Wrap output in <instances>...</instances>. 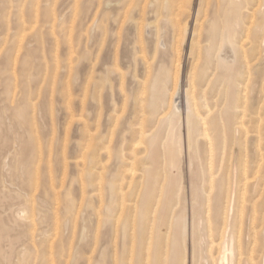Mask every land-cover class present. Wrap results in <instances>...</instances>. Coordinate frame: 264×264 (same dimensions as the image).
<instances>
[{
    "label": "rangeland",
    "instance_id": "rangeland-1",
    "mask_svg": "<svg viewBox=\"0 0 264 264\" xmlns=\"http://www.w3.org/2000/svg\"><path fill=\"white\" fill-rule=\"evenodd\" d=\"M255 2L0 0V264H141L150 258L148 264L161 261L163 264L165 260L164 264H214L217 260L215 264H227L226 261L228 264H264V253L260 250L262 245L264 248V163L261 167L256 165L250 140L235 130L234 134L231 122L228 123L230 116L239 110L238 102L242 98L249 95L251 103L256 97V78H260L256 69L258 67L259 74L263 70L253 46L260 19L258 13L254 20H248L247 16L249 6L256 7ZM250 21L256 22L252 26ZM247 27L251 29L248 31ZM242 59L252 63L243 60L245 65ZM253 64L256 69L251 71ZM250 77L253 79L249 83L244 82ZM193 84L196 92L191 91L189 96L191 86L195 88ZM246 84L248 88L244 87ZM199 93L203 99L206 95L205 100ZM201 115L207 121H199ZM189 117L190 126L197 125L193 130H199V136L197 130L193 131L192 140L187 137ZM205 123L215 130L212 134L216 132L215 136H220L206 141L207 144L201 135ZM170 138L172 141L175 138L176 142L172 143ZM152 140L157 141L156 149L152 150L163 154H156L155 161L149 156L155 153L149 150ZM139 141L141 149L137 146ZM248 161L253 164L248 166ZM152 168L157 170V175L151 174ZM132 169H136L137 180L128 177ZM148 174L153 176L152 180ZM159 177L160 181L155 182ZM136 181L141 182L142 190ZM238 186L240 193L236 191ZM147 206L153 210L149 211L150 217ZM243 213H247L246 217ZM221 215L224 219L226 216V220ZM230 219L233 223L228 224ZM216 227L220 232H216ZM211 230L215 231L213 235ZM221 231L226 232L221 234ZM221 237L223 242L219 244ZM147 240L150 250L145 245ZM215 240L220 241L216 244ZM154 252L159 254L156 256ZM207 253L214 256L210 254L209 258Z\"/></svg>",
    "mask_w": 264,
    "mask_h": 264
},
{
    "label": "bare ground",
    "instance_id": "bare-ground-1",
    "mask_svg": "<svg viewBox=\"0 0 264 264\" xmlns=\"http://www.w3.org/2000/svg\"><path fill=\"white\" fill-rule=\"evenodd\" d=\"M39 1H40V0H39ZM158 1H159V0H158ZM184 1H185V0H184ZM219 1H220V0H219ZM254 1H255V0H254ZM43 2H44V1H43ZM133 2H134V1H133ZM204 2H205V0H204ZM217 2H218V1H217ZM243 2H244V1H243ZM10 3H11V2H10ZM70 3H71V2H70ZM145 3H148V2H145ZM218 3H220V2H218ZM12 4H14V3H12ZM31 4H32V3H31ZM151 4H152V3H151ZM171 4H172V3H171ZM201 4H202V3H201ZM242 4H245V3H242ZM249 4H250V3H249ZM255 4H256V7L254 6L255 8H251V7L249 6L250 9L247 10V16H248V20H249V19H250V20H254L255 18H257L256 15H257V13H258V16H259L258 19H260V20H259V23H258L257 26H256V28H257V31H256V32L258 33V35H257L256 39L253 41V46H254V48H255V50H256L255 55L258 56V58H259V57L261 58V61H262V63H263V66H262V67H263V70L261 71V74H259L260 71L258 72V67H257V69H256V66H254V64H253L254 67H252V70H251V71H254V69H256V73H257V75L260 76V78H258V77L256 78L255 76L252 75L254 79H255V78L257 79V80H256V81H257V82H256L257 84H256V86L254 85V86H255V88H254L255 90H254V91L256 92V97H255V98H252L253 100H252L251 103H249V99L251 100V98H248L249 95H248V97L246 96L245 98H242L243 100H241V101H239V100L237 99V100L239 101V102H238V108H239V110H237L236 113L233 114L234 116H233V115H231V116L229 115V116H230V119H229V122H228V123L231 122V126H232L231 129L233 128V129H232V132L235 130V132L240 133L242 136H244L245 138H248V139L250 140L249 142H251V144H252V149H250V148H249V149L252 151L251 153H254V154H255L254 157H255V159H256V162H255V159H254V162L256 163L257 166H260V167H261L262 164L264 163V0H256ZM37 5H38V2H37ZM160 5H161V4H160ZM203 5H204V4H203ZM203 5H202V6H203ZM215 5H216V4H215ZM245 5H246V4H245ZM245 5H244V6H245ZM250 5H251V4H250ZM34 6H35V5H34ZM34 6H33V7H34ZM109 6H110V5H109ZM170 6H171V5H170ZM174 6H175V5H174ZM206 6H207V5H206ZM225 6H227V5H225ZM251 6H253V5H251ZM18 7H19V6H18ZM31 7H32V6H31ZM175 7L177 8V6H175ZM216 7H218V6H216ZM12 8H13V7H12ZM172 8H174V7H172ZM32 9H33V8H32ZM38 9H39V8H38ZM179 9H182V8L179 7ZM179 9H178V10H179ZM186 9H187V8H186ZM202 9H203V7H202ZM219 9H220V8H219ZM219 9H218V10H219ZM242 9H243V8H242ZM34 10H35V9H34ZM68 10H69V9H68ZM225 10H226V9H225ZM23 11H24V10H23ZM176 12H177V10H176ZM202 12H203V11H202ZM179 13H181V12H179ZM183 14H184V12H183ZM183 14H182V15H183ZM219 14H220V13H219ZM34 16H35V15H34ZM52 16H53V14H52ZM206 16H207V14H206ZM231 16H232V15H231ZM25 17H26V16H25ZM178 17H179V16H178ZM214 17H215V16L213 15V17H211V19H213ZM232 17H233V16H232ZM53 18H54V17H53ZM56 19H57V17H56ZM56 19H55V21H56ZM179 19H180V18H179ZM218 19H219V18H218ZM242 19H243V18H242ZM21 20H22V19H21ZM34 20H35V19H34ZM61 20H62V19H61ZM27 21H28V20H27ZM167 21H168V20H167ZM217 21H218V20H217ZM232 21H234V19H232ZM20 22H21V21H20ZM30 22H31V21H30ZM32 22H34V21H32ZM42 22H43V21H42ZM245 22H246V21H243V24H244ZM250 22H251L250 24H252V26H253V24H254L256 21H255V22H254V21H250ZM25 23H26V22H25ZM37 23H38V21L36 22V24H37ZM171 23H172V22H171ZM210 23H211V22H210ZM222 23H223V22H221V24H222ZM247 23H248V22H247ZM26 24H28V22H27ZM54 24H55V23H54ZM71 24H72V23H71ZM179 24H180V23H179ZM221 24H219V25H221ZM240 24H241V23H240ZM248 24H249V23H248ZM248 24H247V25H248ZM30 25H31V23H30ZM161 25H162V24H161ZM244 25H245V24H244ZM28 26H29V24H28ZM28 26H27V27H28ZM32 26H33V25H32ZM32 26H31V27H32ZM35 26H36V25H35ZM182 26H183V25H182ZM221 26H222V25H221ZM224 26H225V25H224ZM230 26H232V24H230ZM241 26H242V25H241ZM245 26H246V25H245ZM250 26H251V25H250ZM27 27H26V28H27ZM201 27H202V26H201ZM201 27H198L199 30L202 29ZM7 28H8V27H7ZM7 28H6V29H7ZM21 28H22V27H21ZM21 28H19V29L21 30ZM29 28H30V26H29ZM29 28H28V30L31 31ZM49 28H51V27H49ZM200 28H201V29H200ZM231 28H232V27H231ZM234 28H236V26H235V27L233 26V29H234ZM244 28H246V27H243L242 29H244ZM36 29H37V28H36ZM40 29H41V28H40ZM52 29H55V28H52ZM72 29H73V28H72ZM89 29H90V28H89ZM182 29H183V28H182ZM182 29H181V30H182ZM212 29H213V27H212ZM236 29H237V28H236ZM242 29H241V30H242ZM247 29H248V27H247ZM250 29H251V28L249 27L248 31H249ZM32 30H34V28H33ZM70 30H71V29H70ZM196 30H197V28H196ZM205 30H206V29H205ZM221 30H222V29H221ZM18 31H19V30H18ZM18 31H17V32H18ZM25 31H26V29H25ZM38 31H40V30H38ZM53 31H54V30H53ZM7 32H8V31H7ZM12 32H13V31H12ZM12 32H11V33H12ZM17 32H15L14 34L16 35ZM48 32H49V31H48ZM223 32H224V30H223ZM223 32H222V35H224ZM253 32H254V30H253ZM18 33H19V32H18ZM18 33H17V35H18ZM20 33H21V32H20ZM20 33H19V34H20ZM23 33H24V32H23ZM23 33H22V34H23ZM37 33H39V32H37ZM37 33H36V35H37ZM51 33H53V32H51ZM247 33H248V32H247ZM249 33H251V32H249ZM24 34H25V33H24ZM24 34H23L22 36H24ZM65 34H66V33H65ZM236 34H238V33H236ZM8 35H9V32H8ZM15 35L13 36L14 38H15ZM36 35H35V36H36ZM232 35H234V34H232ZM242 35H243V34H242ZM9 36H10V35H9ZM37 36H38V35H37ZM41 36H42V35H41ZM219 36H220V35H219ZM234 36H236V35H234ZM13 37H12V40H13ZM38 37H39V36H38ZM245 37H246V36H245ZM70 38H71V37H70ZM78 38H79V37H78ZM196 38H197V37H196ZM227 38H228V36H227ZM227 38H226V39L222 38V39L227 40ZM247 38H248V36H247ZM249 38H250V37H249ZM15 39H16V38H15ZM23 39H24V37H23ZM23 39H22V42H23ZM25 39H26V38H25ZM31 39H32V38H31ZM193 39H195V38L193 37ZM193 39H192V40H193ZM200 39H201V38H200ZM235 39H236V38H235ZM241 39H244V38L242 37ZM241 39H240V40H241ZM252 39H253V38H252ZM18 40H19V37H18ZM244 40H245V39H244ZM244 40H243V41H244ZM4 41H5V40H4ZM7 41H8V40H7ZM7 41H6V42H7ZM16 41H17V40H15V42H16ZM216 41H217V39H216ZM18 42H19V41H18ZM18 42H17V44H18ZM22 42H21V43H22ZM197 42H198V40L196 41V43H197ZM225 42H226V41H225ZM248 42H249V41H248ZM250 42H251V40H250ZM250 42L248 43V45H250ZM196 43H195V44H196ZM199 43H200V42H199ZM201 43H202V42H201ZM234 43H235V41H234ZM239 43H241V42H239ZM251 43H252V42H251ZM17 44H16V45H17ZM19 44H20V43H19ZM29 44H31V43H29ZM197 44H198V43H197ZM241 44H242V43H241ZM241 44H240V45H241ZM190 45L192 46V44H190ZM199 45H200V44H199ZM240 45H239V46H240ZM242 45H243V44H242ZM18 46H19V45H18ZM246 46H247V44H246ZM15 47H16V46H15ZM15 47H14V48H15ZM21 47H22V46H21ZM199 47H200V46H199ZM222 47H223V46H222ZM240 47H241V46H240ZM242 47H243V46H242ZM247 47H248V46H247ZM52 48H53V47H52ZM69 48H70V47H69ZM201 48H202V45H201ZM238 48H239V47H238ZM244 48H245V47H244ZM244 48H243V49H244ZM194 49H195V48H194ZM239 49H240V48H239ZM243 49H241L240 51H242ZM246 49H247V48H246ZM18 50H19V49H18ZM50 50H51V49H50ZM190 50H191V49H190ZM192 50H193V48H192ZM195 50H197V45H196V49H195ZM236 50H237V49H236ZM255 50H253V52H254ZM14 51H15V50H14ZM16 51H17V50H16ZM28 51H29V50H28ZM198 51H200V48H199ZM217 52H218V50H217ZM243 52H244V51H243ZM27 53H28V52H27ZM51 53H52V52H51ZM196 53H197V52H196ZM201 53H202V52H201ZM201 53H200V54H201ZM221 53H222V52H221ZM240 53H241V52H240ZM245 53H246V52H244L243 54H245ZM37 54H38V53H37ZM29 55H30V54H29ZM240 55H241V54H240ZM245 55H246V54H245ZM247 55H248V53H247ZM16 56H17V55H16ZM250 56H251V54H250ZM253 56H254V53H253ZM256 56H255V57H256ZM245 57H247V56H245ZM245 57L243 56V58H245ZM255 57H253V58H255ZM62 58H63V57H62ZM225 58H226V57H225ZM225 58H224V59H225ZM232 58H233V57H232ZM239 58H241V56H240ZM256 58H257V57H256ZM221 59H222V58H221ZM250 59H251V61H252V58H250ZM243 60H244V62H248V61H245V59H242V63H244ZM247 60H249L248 57H247ZM255 60H257V59H255ZM255 60H254V61H255ZM258 60H259V59H258ZM52 61H53V59H52ZM240 61H241V60H240ZM198 62H199V61H198ZM227 62H228V60H227ZM255 62H256V61H255ZM66 63H67V62H66ZM234 63H235V60H234ZM248 63H250V62H248ZM251 63H252V62H251ZM251 63H250V64H251ZM260 63H261V62H260ZM202 64H203V62H202ZM244 64H245V63H244ZM195 65H196V64H195ZM242 65H243V64H242ZM245 65H246V64H245ZM245 65H244V68H246ZM248 65H249V64H248ZM257 65H258V64H257ZM261 65H262V64H261ZM193 66H194V65H193ZM259 67H260V66H259ZM262 67H261V68H262ZM249 68H251L250 65H249ZM249 68H248V69H249ZM248 69H247V70H248ZM14 70H15V69H14ZM191 70H192V69H191ZM242 70H243V69H242ZM259 70H260V68H259ZM192 71H193V70H192ZM50 72H51V71H50ZM243 72H244V70H243ZM249 72H250V70H249ZM237 73H238V72H237ZM256 73H255V74H256ZM206 74H207V73H206ZM250 74H251V72H250ZM201 75L203 76V74H201ZM246 75H248V73H247ZM257 75H256V76H257ZM229 76H230V75H229ZM252 76H251V77H252ZM197 77H198V76H197ZM247 77H248V76H247ZM251 77H250V78H247V79H245V80H244L243 78H242V79L244 80V82H248V83H249V81H250L251 79H253V78H251ZM207 78H208V77H207ZM176 79H178V78H176ZM189 79H190V78H189ZM228 79H229V78H227V80H228ZM238 79H240V78H237L236 80H238ZM242 79H241V81L243 82ZM197 80L199 81L200 79L197 78ZM197 80H196V81H197ZM230 80H231V79H230ZM202 81H203V80H202ZM232 81H233V79H232ZM252 81H253V80H252ZM226 82H227V81H226ZM228 83H229V82H228ZM232 83H233V82H232ZM235 83H236V82H235ZM252 83H253V82H252ZM252 83L250 82L251 85H252ZM189 84H190V83H189ZM191 84H192V83H191ZM194 84H195V83H194ZM194 84H193V86H194ZM239 84H240V81H239ZM239 84H238V82H237L236 85H239ZM242 84H243V83H242ZM244 84H245V83H244ZM244 84H243V85H244ZM254 84H255V83H254ZM195 85H196V84H195ZM201 85H202V84H201ZM230 85H231V84H230ZM233 85H235V84H233ZM236 85H235V86H236ZM190 86H191V85H190ZM227 86H228V85H227ZM247 86H248V85L246 84L244 87H247ZM254 86H253V87H254ZM194 87H195V86H194ZM197 87H198V86H197ZM230 87H231V86H229V88H230ZM242 87H243V86H242ZM248 87H249V86H248ZM248 87H247V88H248ZM250 87L252 88V86H250ZM187 88H188V87H187ZM236 88H237V87H235V89H236ZM191 89H192V90H191ZM197 89H198V88H197ZM193 90L196 92V87L193 89V87L191 86V88H190V92H189V96H190V94H191V91H193ZM204 90H205V89H204ZM242 90H243V88H242ZM197 91H198V90H197ZM239 91H241V90H239ZM239 91H238V92H239ZM244 91L246 92V90H244ZM247 91H248V90H247ZM250 91H251V89H250ZM195 92H194V93H195ZM198 92H200V91H198ZM203 92H204V91H203ZM203 92H202V93H203ZM238 92H237V95H238ZM245 92H244V93H245ZM255 92H254V93H255ZM194 93H193V94H194ZM200 93H201V92H200ZM200 93H199V95H200L199 97L201 98L202 95H201ZM242 93H243V92H242ZM249 93H251V92H249ZM186 94H187V93H186ZM197 94H198V93H197ZM203 94H204V93H203ZM232 94H233V93H232ZM239 94H240V93H239ZM245 94H247V92H246ZM195 95H196V93H195ZM254 96H255V95H254ZM71 97H73V96H71ZM186 97H187V96H186ZM191 97H192V96H191ZM191 97H190V100H191ZM193 97H194V95H193ZM196 97H197V96H196ZM199 97H198V98H199ZM203 97H204V96H203ZM171 98H172V96H171ZM187 98H188V97H187ZM187 98H186V99H187ZM198 98H197V99H198ZM205 98H206V95H205L204 99H203V98H201V99H202V100H205ZM214 98H215V97H214ZM237 98H238V97H237ZM239 98H240V97H239ZM193 99H194V98H193ZM195 99H196V98H195ZM201 99H199V100H200L201 105H202V101H201ZM171 100H172V99H171ZM199 100H196V101L198 102ZM206 100H207V99H206ZM231 100H232V102H233L234 99L231 98ZM168 101H170V100H168ZM193 101H194V100H192V102H193ZM234 101H235V100H234ZM190 102H191V101H190ZM207 102H208V101H207ZM230 102H231V101H230ZM236 102H237V101H236ZM187 103H188V101H187ZM193 103H194V102H193ZM193 103H192V104H193ZM203 103H204V101H203ZM171 104H173V103H171ZM198 104H199V103H197V105H198ZM204 104L206 105V103H204ZM208 104H210V103H208ZM195 105H196V104H195ZM195 105L193 104V106H195ZM205 105H203V106H204L203 108L206 109V106H208V105H206V106H205ZM221 105H222V104H221ZM234 105H235V104H233V106H234ZM169 106H170V109H171L172 106H171L170 104H169ZM210 106H211V105H210ZM231 106H232V105H231ZM188 107H190V104L188 105ZM212 107H215V106H212ZM193 108L195 109V107H193ZM189 109H190V108H189ZM200 109H201V108H200ZM229 109H230V108H229ZM168 110H169V109H168ZM196 110H198V109H196ZM211 110H212V109H211ZM211 110H210V111H211ZM174 111H175V110H174ZM174 111H173V112H174ZM202 111H203V109H202ZM213 111H214V110H213ZM144 112H145V111H144ZM173 112H172V113H173ZM189 112H191V111L189 110ZM195 112H196V111H194V113H195ZM197 112H198V111H197ZM174 113H175V112H174ZM203 113H204V112H203ZM203 113H202V114H203ZM190 114H191V113H189V115H190ZM195 114H196V113H195ZM195 114L193 115L194 118H195V116H196ZM204 114H205V113H204ZM171 115L174 116L173 114H171ZM187 115H188V114H187ZM191 115H192V114H191ZM198 115H199V114H198ZM198 115H197V117H198ZM201 116H202V115H201ZM204 116H205V115H204ZM211 116H213L212 113H211ZM229 116H228V117H229ZM145 117H146V115H145ZM145 117H144V118H145ZM148 117H149V116H148ZM148 117H147V118H148ZM186 117L188 118V116H186ZM202 117H203V116H202ZM202 117H199V118H201V119L199 120V118H198V120H199V121H201V120H202V121H207V120H205V119H206L205 117H203V118H202ZM206 117H207V116H206ZM209 117H210V116H209ZM204 118H205V119H204ZM210 118H211V117H210ZM210 118H208L209 121H210ZM213 118H216V117H213ZM222 118H223V117H222ZM195 119H196V118H195ZM227 119H228V118H227ZM165 120H166V118H165ZM175 120H177V118H176ZM178 120H179V119H178ZM186 120L188 121V119H186ZM216 120L219 122L218 119H216ZM216 120H215V121H216ZM148 121H149V120H148ZM150 121H151V120H150ZM150 121H149V122H150ZM192 121H193V120H192ZM196 121H197V119H196ZM209 121H208V122H209ZM226 122H227V121H226ZM194 123H195V122H194ZM198 123H199V122H198ZM216 123H217V122H215V124H216ZM187 124H188V122H187ZM190 124H191V117H189V128H187V129H188L189 136H187V137H189V140H192V138H193V134L195 133V132L193 133V131L197 130L198 128L195 129V130H193L197 125H195V127H194V124H193V126H192L193 128H192V127L190 126ZM195 124H196V123H195ZM199 124H200V123H199ZM199 124H198V126H199ZM203 124H204V123H203ZM217 124H218V123H217ZM219 124H220V123H219ZM143 125H144V123H143ZM206 125H208V123H205V127H204L205 129H204V131H201V132H203L201 135H202L203 140L205 141V144L208 143V142L206 143V141L214 140V139H216V138L219 136V135H218V136H215L216 132L212 134L211 131L214 132L215 130L213 129V127H212V128H208V126H206ZM212 125H214V124H212ZM147 126H148V125H147ZM149 126H150V125H149ZM149 126H148V127H149ZM209 126H210V124H209ZM219 126H220V125H219ZM228 126H229V125H228ZM144 127H145V126H144ZM144 127L142 126V128H144ZM210 127H211V126H210ZM216 127H218V126L216 125ZM142 128H141V129H142ZM132 129H133V128H132ZM139 130H140V129H137L136 131H139ZM142 130H143V129H142ZM144 130L146 131L145 128H144ZM149 130H151V129H149ZM177 130H178V129H177ZM198 131H199V130L196 131L197 135H198ZM230 131H231V130H230ZM139 132H140V131H139ZM139 132H138V133H139ZM142 132H144V131H142ZM149 132H150V131H149ZM135 133H137V132H135ZM138 133H137V134H138ZM145 133H146V132H145ZM150 133H151V132H150ZM233 133H234V132H233ZM137 134H136V135H137ZM176 134H177V133H176ZM227 134H228V133H227ZM234 134H235V133H234ZM138 135H139V134H138ZM138 135H137V136H138ZM145 135H146V134H145ZM216 135H217V134H216ZM101 136H102V135H101ZM134 136H135V135H134ZM176 136H177V135H176ZM198 136H199V135H198ZM231 136H232V134H231ZM231 136H230V137H231ZM235 136L237 137V135H235ZM239 136H240V135H239ZM142 137H143V136L140 137V139H141L140 141H141V142H142V139H143ZM153 137L155 138V135H154ZM172 137H174V136L172 135ZM219 137H220V136H219ZM95 138H96V137H95ZM240 138H241V137H240ZM240 138H239V139H240ZM132 139H133V138H132ZM144 139H146V137H144ZM193 139H194V138H193ZM196 139H197V136H196ZM248 139H247V140H248ZM156 140H158V139H156ZM170 140L172 141L171 138H170ZM199 140H200V139H199ZM231 140H232V139H231ZM140 141H139V143H138V145H137L139 149H141V148L139 147L140 144H141ZM152 141H153V140H152ZM174 141L176 142V139H175V138H174V140L172 141V143H173ZM193 141H194V140H193ZM149 142H151V141H149ZM154 142H155V141H153V143H154ZM156 142H157V141H156ZM156 142L154 143V146H152L153 143H151V147H150V149H149L150 151H151L152 149H156V147H157V146L155 145ZM201 142H202V141H201ZM201 142H200V143H201ZM233 142H235V141H233ZM244 142H245V140H244ZM159 143H160V141H159ZM187 143H188V142H187ZM191 143H192V142H191ZM241 143H242V142H241ZM143 144H144V143H143ZM143 144H142V145H143ZM145 144H146V142H145ZM198 144H199V143H198ZM89 145H90V144H89ZM91 145H92V144H91ZM159 145H160V144H159ZM159 145H158V147L160 148ZM172 145H173V144H172ZM192 145H193V143H192ZM217 145H218V144H217ZM149 146H150V143H149ZM174 146H175V145H174ZM187 146H188V145H187ZM189 146L191 147V145H189ZM248 146H249V143H248ZM146 147H147V145H146ZM152 147H154V148H152ZM167 147H168V146H167ZM211 147H212V146H211ZM243 147H244V146H243ZM169 148H170V147H169ZM193 148H195V147H193ZM241 148H242V147H241ZM246 148H247V147H246ZM132 149H133V148H132ZM142 149H143V148H142ZM187 149L189 150V148H187ZM127 150H128V149H127ZM146 150H148V149H146ZM157 150H158V149H157ZM160 150H161V149H159V151H160ZM173 150H174V148H173ZM206 150H207V149H206ZM218 150H219V149H218ZM222 150H223V149H222ZM240 150H241V149H240ZM243 150H245V149L243 148ZM135 151H136V150H135ZM137 151H138V150H137ZM140 151H142V150H140ZM150 151H149V153H151L152 151H155V150H152L151 152H150ZM167 151H168V148H167ZM169 151H171V150H169ZM190 151H191V150H190ZM212 151H213V150H212ZM110 152H111V151H110ZM138 152H139V151H138ZM177 152H178V150H177V148H176V153H177ZM225 152H226V150H225ZM249 152H250V151H249ZM93 153H94V152H93ZM146 153H148V152H146ZM149 153H148V154H149ZM158 153H159V152H158ZM158 153L155 151V153L152 152V154H154V155L151 154V155H149V156H150V157L152 156L151 158L153 159V157L156 156V154H158ZM167 153H168V152H167ZM171 153H172V152H171ZM171 153L169 152V154H171ZM191 153H192V152H191ZM138 154H139V153H138ZM160 154H161V153H160ZM243 154H244V153H243ZM142 155H145V151H143ZM142 155H141V156H142ZM158 155H159V154H158ZM172 155H173V153H172ZM176 155H177V154H175V156H176ZM248 155H249V157H250V154H248ZM53 156H54V155H53ZM89 156H90V155H89ZM131 156H132V155H131ZM137 156H138V155H137ZM139 156H140V154H139ZM149 156H148V157H149ZM159 156H163V154H161V155H159ZM159 156H157V157H159ZM168 156H170V155H168ZM175 156H174V158H177V157H175ZM189 156H190V155H189ZM213 156H214V155H213ZM213 156H212V157H213ZM224 156H226V155H224ZM150 157H149V159H150ZM166 157H167V156H166V154H165L164 158L166 159ZM131 158H133V157H130L129 159H131ZM135 158H136V157H135ZM135 158H133V159H135ZM160 158H162V157H160ZM190 158H191V156H190ZM221 158H222V157H221ZM223 158H224V157H223ZM239 158H240V156H239ZM147 159H148V158H147ZM177 159H178V158H177ZM40 160H41V159H40ZM137 160H138V159H137ZM137 160H135V161H137ZM160 160L162 161L163 159H160ZM226 160H227V159H226ZM244 160H245V159H244ZM246 160H247V159H246ZM252 160H253V157H252ZM92 161H93V160H92ZM150 161H151V159H150ZM154 161H155V157H154ZM158 161H159V160H157V163H159ZM175 161H176V160H174V162H175ZM193 161H194V158H193ZM252 162H253V161H252ZM70 163H71V162H70ZM102 163H103V162H102ZM136 163H137V162H136ZM136 163H134V164H136ZM141 163H142V161H141ZM153 163H154V165H155V162H153ZM157 163H156V164H157ZM163 163H164V162H163ZM165 163H166V162H165ZM170 163H171V162H170ZM227 163H228V161H227ZM247 163H248V166H249L250 162L248 161ZM247 163H246V164H247ZM255 163H254V164H255ZM131 164H132V163H130V165H131ZM137 164H138V163H137ZM137 164H136V165H137ZM149 164H150V163H149ZM161 164H162V163H161ZM240 164H241V162H240ZM252 164H253V163H252ZM252 164H250V165H252ZM125 165H126V164H125ZM144 165H145V164H144ZM165 165H166V164H165ZM167 165H169V162L167 163ZM131 166H132V165H131ZM134 166H135V165H134ZM145 166H146V165H145ZM145 166H144L143 170L145 169ZM152 166H153V165H152ZM155 166H156V165H155ZM228 166H229V165H228ZM244 166H245V165H244ZM248 166L246 165V167H248ZM161 167H162V166H161ZM240 167H242V166H240ZM250 167H251V166H250ZM254 167H255V166H254ZM254 167H252V169H251V168H250V169L253 170ZM260 167H259V168H260ZM262 167H264V166H262ZM38 168H39V167H38ZM130 168H131V167H130ZM133 168H134V167H133ZM136 168L138 169L139 167H136ZM172 168H173V166H172ZM106 169H107V167H106ZM127 169H128V167H127ZM159 169H160V168H159ZM246 169H247V168H246ZM250 169H249L248 171H250ZM98 170H99V168H98ZM161 170H162V168H161ZM161 170H160V172H162ZM169 170H170V169H169ZM256 170H257V169H256ZM126 171H127V170H126ZM128 171H129V170H128ZM128 171H127V173H128ZM146 171H147V170H146ZM149 171H150V170H149ZM152 171H153V172L151 173L152 175H153V173H154L155 171L157 172V170H154V168H152ZM240 171H242V170L240 169ZM246 171H247V170H246ZM140 172H142V171L140 170ZM143 172H144V171H143ZM156 172H155V173H156ZM171 172H172V171H171ZM243 172H244V168H243ZM251 172H252V171H251ZM258 172H259V170H258ZM149 173H150V172H149ZM248 173H250V172H248ZM256 173H257V171H256ZM256 173H255V174H256ZM261 173H262V172H261ZM125 174H126V173H125ZM125 174H124V175H125ZM128 174H129L128 177L130 176V178L132 177V178L136 179V178H135V177H136V169H132V170L130 171V173H128ZM137 174H138V173H137ZM160 174H162V173H160ZM262 174H263V173H262ZM138 175H139V174H138ZM156 175H157V173H156ZM248 175H249V174H248ZM248 175H247V176H248ZM140 176H142V173H141ZM145 176H146V175H145ZM244 176H245V174H244ZM148 177H150L149 174H148ZM239 177H241V179H242V176H241V175H239ZM249 177H250V176H249ZM262 177H264V176H262ZM123 178H125V177H123ZM139 178H140V177H139ZM139 178H138V179H139ZM142 178H143V176H142ZM146 178H147V177H146ZM170 178H171V177H170ZM210 178H211V177H210ZM210 178H209V179H210ZM251 178H253V177H251ZM134 179H133V180H134ZM147 179H148V178H147ZM152 179H153V176H152V178L150 177V180H152ZM157 179H158V177H157ZM157 179L155 180V182H156V181H158V182L160 181V177H159V180H157ZM243 179H244V178H243ZM249 179H250V178H249ZM249 179H247V180H249ZM256 179H257V178H256ZM258 179H260V178H258ZM258 179H257V180H258ZM124 180H125V179H124ZM136 180H137V179H136ZM140 180H141V179H140ZM150 180H149V181H150ZM244 180H246V179H244ZM131 181H132V180H131ZM143 181H144V180H143ZM146 181H147V180H146ZM239 181H241V180H239ZM242 181H243V180H242ZM137 182H139V181H136V183H137ZM147 182H148V181H147ZM158 182H157V184H158ZM226 182H227V181H226ZM243 182H244V181H243ZM243 182H242V183H243ZM255 182H256V181H255ZM49 183H50V182H49ZM143 183H144V182H143ZM150 183H153V182L151 181ZM210 183H211V182H210ZM237 183H238V181H237ZM239 183H240V182H239ZM239 183H238V185H239ZM247 183H248V182H247ZM262 183H263V182H262ZM114 184H115V183H114ZM254 184H255V183H254ZM258 184H259V183H258ZM258 184L256 183L255 186H258ZM260 184H261V183H260ZM263 184H264V183H263ZM136 185L139 186V188H141V187H140L141 182H139V185H138V184H136ZM136 185H135V187H136ZM151 185H152V184H151ZM151 185H150V186H151ZM172 185H173V184H172ZM244 185H246V183H244ZM244 185L241 184L240 186H244ZM247 185H248V184H247ZM250 185H251V187H252V183H250ZM250 185H249V186H250ZM150 186H148V187H150ZM158 186H159V184H158ZM240 186H238V188H237V190H236L237 192L239 191V193H240V191H241V190H240L241 188L239 189ZM262 186H264V185H262ZM53 187H55V186H53ZM142 187H143V185H142ZM151 187H152V186H151ZM171 187H172V186H171ZM245 187H246V186H245ZM247 187H248V186H247ZM247 187H246V188H247ZM58 188H59V187H58ZM137 188H138V187H137ZM139 188H138V189H139ZM158 188H159V187H158ZM168 188H169V187H168ZM154 189H155V193H153V195H155V194L157 195V193H156V188L153 187V190H154ZM242 189H243V188H242ZM249 189H250V187H249ZM141 190H142V188H141ZM170 190H171V188H170ZM232 190H233V189H232ZM245 190H246V189H245ZM250 190H251V189H250ZM259 190H260V189H259ZM54 191H55V190H54ZM138 191H139V190H137V192H138ZM144 191H145V190H144ZM144 191H143V192H144ZM146 191H147V190H146ZM148 191H149V190H148ZM150 191H151V189H150ZM157 191H158V190H157ZM168 191H169V189H168ZM173 191H174V189H173ZM52 192H53V191H52ZM226 192H227V190H226ZM243 192H244V190H243ZM250 192H251V191H250ZM259 192H260V191H258V193H259ZM135 193H136V191H135ZM140 193H141V191H140ZM149 193H152V192H149ZM167 193H168V192H167ZM232 193H233V192H232ZM239 193H237L238 196H239ZM248 193H249V192H248ZM248 193H247V194H248ZM253 193H254V192H253ZM260 193H262V192H260ZM136 194H137V193H136ZM250 194H251V193H250ZM256 194H257V192H256ZM263 194H264V190H263ZM263 194H262V195H263ZM138 195H139V194H138ZM148 195H150V194H148ZM148 195H147L146 197H148V199H149V197H150L151 195H150V196H148ZM156 195H155V196H156ZM244 195H245V194H243V196H244ZM135 196H136V195H135ZM141 196H142V195H141ZM141 196H140L139 198H141ZM158 196H159V195H158ZM171 196L174 197L173 194H171ZM243 196H242V198H243ZM251 196H252V195H251ZM251 196H250V197H251ZM256 196H257V195H256ZM256 196L254 195V197H256ZM259 196H260V194L258 195V198H259ZM14 197H15V196H14ZM144 197H145V196H144ZM172 197H171V198H172ZM224 197H225V196H224ZM245 197H246V196H245ZM245 197H244V198H245ZM252 197H253V196H252ZM252 197H251V198H252ZM136 198H137V197H135V199H136ZM150 198H151V197H150ZM155 198H157V197H155ZM239 198H240V196H239ZM256 198H257V197H256ZM258 198H257V199H258ZM262 198H263V200H264V196H263ZM7 199H8V198H7ZM15 199H16V198H15ZM15 199H14V200H15ZM148 199H147V200H148ZM223 199H224V198H223ZM252 199H255V198H252ZM30 200H31V199H30ZM138 200H139V199H138ZM141 200H142V199H141ZM151 200H152V198H151ZM153 200H154V198H153ZM153 200H152V201H153ZM237 200H238V198H237ZM249 200H250V198H249ZM27 201H28V199H27ZM156 201H157V200H156ZM167 201H168V202L170 201V197H169V199H168ZM225 201H226V200H225ZM239 201H241V200H239ZM244 201H245V200H244ZM124 202H125V201H124ZM137 202H138V201H137ZM137 202H134V203H137ZM142 202H143V201H141L140 203H142ZM158 202H159V201H158ZM163 202H164V201H163ZM246 202H247V201H246ZM262 202H263V201H262ZM143 203H145V202H143ZM149 203H151V202H149ZM155 203H156V202H155ZM155 203H153V204H155ZM170 203H171V202H170ZM236 203H237V202H236ZM242 203H243V202L241 201V204H242ZM263 203H264V202H263ZM263 203H262V204H263ZM122 204H123V206H124V203H122ZM122 204H121V205H122ZM226 204H227V203H226ZM226 204L224 203V205H223V204H222V205H223V206H226ZM228 204H229V203H228ZM230 204H231V203H230ZM256 204H258V202H256ZM262 204L260 203V205H262ZM33 205H34V204H33ZM125 205L127 206L126 203H125ZM143 205H144V204H143ZM143 205H142V206H143ZM155 205H156V204H155ZM166 205L168 206V204H166ZM170 205H171V204H170ZM237 205H238V203H237ZM144 206H146V204H145ZM151 206H152V205H151ZM157 206H158V205H157ZM172 206H173V205H172ZM172 206H171V207H172ZM223 206H222V207H223ZM155 207H156V206H155ZM155 207H154V208H155ZM171 207H168V208L165 207V208H167V210H168L169 208L171 209ZM229 207H230V205H229ZM239 207H240V206H239ZM241 207H242V205H241ZM251 207H252V205H251ZM251 207H250V208H251ZM257 207H259V204H258ZM261 207H262V206H261ZM28 208H29V207H28ZM32 208H33V207H32ZM147 208L149 209L148 206H147ZM226 208H227V207H226ZM242 208H243V207H242ZM259 208H260V207H259ZM137 209H138V207H137ZM150 209H151V207H150ZM150 209L148 210V217H150V216L152 215V214L149 215V211H150ZM224 209H225V207H224ZM227 209H229V208H227ZM252 209H253V208H252ZM130 210H132V209H130ZM144 210H145V209H144ZM144 210H143V211H144ZM250 210H251V209H250ZM253 210H254V209H253ZM253 210H252V211H253ZM257 210H258L259 213H260V209H257ZM145 211H147V209H146ZM151 211H153V210L151 209ZM151 211H150V212H151ZM223 211H224V210H223ZM227 211H228V210H227ZM240 211H241V210H240ZM243 211L245 212V211H246V208H245V210H243ZM13 212H14V211H13ZM166 212H167V211H166ZM168 212H169V211H168ZM168 212H167V213H168ZM248 212H250L249 209H248ZM248 212H247V213H248ZM253 212H254V211H253ZM253 212H252V214H254ZM255 212H256V211H255ZM145 213H146V212H145ZM236 213H237V212H236ZM247 213H246V214H247ZM259 213H258V214H259ZM223 214H227V213H223ZM243 214H244V216L246 215L245 213H243ZM252 214H249V216L251 215V217H252ZM144 215H145V214H144ZM228 215H229V217H230V214H228ZM236 215H238V214H236ZM236 215L234 214L233 216H236ZM240 215H241V214H240ZM256 215H257V214H256ZM221 216H222V219H223V220H226V216H225V219L223 218V215H221ZM244 216H243V217H244ZM12 217H13V216H12ZM12 217H11V219H12ZM148 217L146 216L147 219H148ZM245 217H246V216H245ZM161 218H162V217H161ZM233 218H234V217H233ZM233 218H232V219H233ZM247 218H248V217H247ZM253 218H254V217H253ZM255 218H256V217H255ZM222 219H221L220 221H222ZM259 219H260V218H259ZM259 219H258V220H259ZM23 220H24V219H23ZM161 220H163V219H161ZM194 220H195V219H194ZM228 220H229V219H228ZM243 220H244V219H243ZM246 220H247V219H246ZM246 220H244V221H246ZM253 220H254V219H253ZM15 221H16V220H15ZM231 221H232V220L230 219V222H227V223H228V224H229V223H233V222H231ZM240 221H241V220H240ZM255 221L257 222V220H255ZM263 221H264V220H263ZM22 222H24V221H22ZM147 222H148V220H147ZM242 222H243V221H242ZM242 222H241V223H242ZM249 222L251 223V220H250ZM249 222H248V223H249ZM225 223H226V221H225ZM235 223H236V222H235ZM244 223H245V222H244ZM254 223H255V222H254ZM261 223H262V220H261ZM162 224H163V226H164V221H162ZM237 224H238V223H237ZM237 224H236L235 226H237ZM245 224H246V223H245ZM18 225H19V224H18ZM22 225H23V224H22ZM159 225H160V224H159ZM165 225H166V224H165ZM232 225H234V224H232ZM232 225H231V228L233 227V228H232V231H233V230H234V226H232ZM238 225H239V224H238ZM252 225H253V221H252ZM217 226H218V225H217ZM241 226H242V225H241ZM241 226H240V228H241ZM246 226H247V225H246ZM246 226H245V228H246ZM257 226H258V225L256 224V227H257ZM261 226H262V225H261ZM9 227H10V226H9ZM19 227H20V226H19ZM218 227H219V226H218ZM218 227H216V228H217L216 232H220V231H218ZM223 227H225V226L223 225ZM243 227H244V224H243ZM248 227H250V225H249ZM253 227H254V226H253ZM258 227H259V226H258ZM258 227H257V228H258ZM220 228H221V227H220ZM251 228H252V227H251ZM257 228H256V229H257ZM159 229H160V228H159ZM210 229H211V228H210ZM223 229H224V228H223ZM226 229H227V228H226ZM241 229H242V228H241ZM241 229H239V230H241ZM249 229H250V228H249ZM259 229L262 230L261 227H260ZM160 230H161V229H160ZM160 230H159V231H160ZM220 230H221V229H220ZM244 230H245V229H244ZM235 231L237 232V230H235ZM247 231H248V229H247ZM250 231H251V230H250ZM257 231H259V230H257ZM257 231H256V232H257ZM160 232H161V231H160ZM162 232H163V230H162ZM211 232H212V230H211ZM211 232H210V233H211ZM213 232H215V231H213ZM213 232H212V235L214 234ZM221 232H222V231H221ZM223 232H224V231H223ZM223 232H222L221 234H223ZM225 232H226V231H225ZM225 232H224V233H225ZM238 232H239V231H238ZM240 232H241V231H240ZM251 232H252V231H251ZM253 232H254V231H253ZM22 233H23V232H22ZM231 233H232V232H231ZM246 233H247V232H246ZM249 233H250V232H249ZM249 233H248V234H249ZM254 233H255V232H254ZM262 233H263V232H262ZM159 234H160V233H159ZM215 234H216V233H215ZM218 234H219V233H218ZM235 234H236V233H235ZM238 234H239V233H238ZM263 234H264V233H263ZM163 235H164V234H163ZM193 235H194V234H193ZM210 235H211V234H210ZM225 235H226V234H225ZM236 235H237V234H236ZM242 235H243V233H242ZM244 235H245V234H244ZM250 235H251V233H250ZM20 236H21V235H20ZM24 236H25V235H24ZM42 236H43V235H42ZM47 236H48V235H47ZM161 236H162V234H161ZM217 236H218V235H217ZM221 236H222V235H221ZM223 236H224V235H223ZM234 236H235V235L233 234V237H234ZM239 236H241V235H239ZM254 236H255V235H254ZM258 236H259V234H258ZM261 236H262V235H261ZM31 237H32V236H31ZM158 237H159V235H158ZM164 237H165V236H164ZM209 237H211V236H209ZM231 237H232V236H231ZM235 237H236V236H235ZM235 237H234V239H235ZM250 237H251V236H250ZM21 238H22V237H21ZM83 238H85V234H83ZM214 238H215V237H214ZM237 238H238V237H237ZM255 238L258 239L259 237H258V238L255 237ZM210 239H211L210 241H212L211 243H214V242H213V238H210ZM215 239H216V238H215ZM223 239H224V237H223ZM227 239H228V238H227ZM240 239H241V237H240ZM248 239H249V237H248ZM248 239H247V241H248ZM250 239H251V238H250ZM256 239H255V240H256ZM160 240H161V239H160ZM220 240H221V241H220ZM220 240H219L220 242L218 241L219 244L223 242L222 237H221ZM225 240H226V239H225ZM230 240H231V239H230ZM259 240L262 241L261 238H260ZM259 240H257V241H259ZM148 241H149V240H147V242H146V244H145L146 246L148 245V244H147ZM156 241H157V240H156ZM215 241H216L215 243L218 244L217 240H215ZM235 241H236V240H235ZM241 241H242V240H241ZM245 241H246V240H245ZM245 241H244V242H245ZM247 241H246V242H247ZM251 241L253 242L254 240H251ZM251 241L249 240V242H251ZM260 241H259V242H260ZM263 241H264V240H263ZM80 242H81V241H80ZM160 242H164V241H160ZM166 242H167V241H166ZM225 242H226V241H225ZM242 242H243V241H242ZM252 242H251V243H252ZM151 243H152V242H151ZM157 243H158V242H157ZM176 243H177V242H176ZM239 243H240V245H241V242H239ZM142 244H143V243H142ZM154 244H155V243H154ZM163 244H164V243H163ZM168 244H169V242H168ZM206 244H207V243H206ZM262 244H263V243H261V245H262ZM149 245H150V244H149ZM149 245H148V248H149V250H150V246H151V245H150V246H149ZM166 245H167V244H166ZM209 245H210V242H209ZM228 245H229V244H228ZM235 245L237 246V243H236ZM245 245H246V243H245ZM249 245H250V244H248V246H249ZM254 245H255V243H254ZM257 245H258V244H257ZM142 246H143V245H142ZM142 246H140V247H142ZM146 246H144V247L147 248ZM157 246H158V245H156V248H157ZM167 246H168V245H167ZM211 246H214V247H215V245H211ZM216 246H217V245H216ZM246 246H247V245H246ZM262 246H263V245H262ZM262 246L260 247V245H259V247L261 248L260 250H261V252H262L261 254L264 253V250H263L264 248L262 249ZM152 247H153V246H152ZM161 247H163V248L165 249L164 246H161ZM219 247H220V246H219ZM219 247H218V248H219ZM231 247H232V246H231ZM238 247H239V246H238ZM253 247H256V246H253ZM257 247H258V246H257ZM159 248H160V247H159ZM167 248H168V247H167ZM212 248H213V247H212ZM215 248H217V247H215ZM247 248L249 249L250 247H247ZM247 248H246V250H244L245 252L247 251ZM141 249H142V248H141ZM153 249H154V248H153ZM160 249H162V248H160ZM164 249H162V251H163ZM229 249H230V247H229ZM235 249H236V248H235ZM242 249H243V248H242ZM244 249H245V248H244ZM251 249H252V248H251ZM151 250H152V248H151ZM226 250H227V248H226ZM226 250H225V251H226ZM232 250H233V249H232ZM232 250H230V251H232ZM236 250H237V249H236ZM253 250H254V249H253ZM262 250H263V251H262ZM139 251H140V250H139ZM147 251H148V250H147ZM209 251H211V250L209 249ZM209 251H208V252H209ZM218 251H219V250H218ZM223 251H224V249H223ZM223 251H222V252H223ZM251 251H252V250H250V252H251ZM143 252L145 253L144 250L142 251V253H143ZM155 252H156V249H155ZM155 252H154V253H155ZM227 252H228V250H227ZM233 252H234V250H233ZM235 252H236V251H235ZM254 252H256V250H255ZM159 253H162V252L159 251ZM159 253H158V254H159ZM218 253H219V252H218ZM218 253H216V254H218ZM236 253H237V252H236ZM238 253H239V252H238ZM246 253H247V252H246ZM246 253H245V255H246ZM251 253H252V252H251ZM152 254H153V253H152ZM155 254H156V253H155ZM158 254H156V256H157ZM162 254H163V253H162ZM210 254H211V253H209V254L207 253V255H209V258H210V256L212 255V254H211V255H210ZM231 254H232V252H231ZM253 254H254V253H252V255H253ZM256 254H257V252H256ZM256 254H255V255H256ZM258 254H259V256H260V253H258ZM237 255H239V254H237ZM136 256H137V254H136ZM139 256H140V255H139ZM139 256H138V257H139ZM141 256H142V255H141ZM151 256L153 257V255H151ZM156 256H154V257L156 258ZM162 256H163V255L160 254V258H161ZM212 256H214V255H212ZM239 256H241V255H239ZM248 256H249V255H248ZM248 256L246 255V257H248ZM143 257H144V256H143ZM147 257H148V256L146 255L145 258H147ZM149 257H150V256H149ZM158 257H159V256H158ZM205 257H206V255H205ZM207 257H208V256H207ZM231 257H232V255H231ZM231 257H230V258H231ZM235 257H236V254H235ZM237 257H238V256H237ZM241 257H242V256H241ZM254 257H255V256H254ZM256 257H257V255H256ZM256 257H255V259L258 260V257H257V258H256ZM263 257H264V255H263ZM139 258H140V257H139ZM141 258H142V257H141ZM160 258H159V259H160ZM209 258H208V262H209ZM213 258H214V257H213ZM226 258H227V257H226ZM148 259H149V258H148ZM148 259H147V260H148ZM165 259H166V258H165ZM205 259H206V258H205ZM216 259H217V257H216ZM218 259H219V258H218ZM233 259H235V258H233ZM242 259H244V258H242ZM242 259H241V260H242ZM251 259H252V257H251ZM259 259H260V258H259ZM262 259H263V258H262ZM141 260H142V259H141ZM150 260H151V258L148 260V262H149ZM210 260H211V259H210ZM213 260H214V259H213ZM231 260H232V259H231ZM231 260H230V261H231ZM245 260H246V258H245ZM245 260H244V261H245ZM253 260H254V259H253ZM256 260H255V261H256ZM260 260H261V259H260ZM144 261H145V260H144ZM152 261H153V260H152ZM154 261H156V260L154 259ZM160 261H161V260H160ZM206 261H207V260H206ZM217 261H218V260H217ZM217 261H216V262H217ZM234 261H239V260H234ZM261 261H262V260H261ZM261 261H260V262H261ZM4 262H5V261H4ZM148 262L146 261V263H145V262H144V263H145V264H148ZM156 262H157V261H156ZM164 262H166V260H165ZM164 262H163V264H164ZM210 262H211V261H210ZM216 262H214V264H215ZM256 262H257V261H256ZM144 263H141V264H144ZM158 263H159V264H160V263L162 264V261H161V262H158ZM211 263H213V262H211ZM217 263H218V262H217ZM226 263L228 264L227 261H226ZM231 263H234V262L232 261ZM246 263H247V264H250L249 262H246ZM121 264H123V263H121ZM138 264H139V262H138ZM151 264H152V262H151ZM229 264H230V263H229ZM237 264H239V263L237 262ZM242 264H243V263H242ZM255 264H261V263H255ZM262 264H263V262H262Z\"/></svg>",
    "mask_w": 264,
    "mask_h": 264
}]
</instances>
